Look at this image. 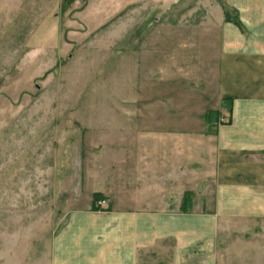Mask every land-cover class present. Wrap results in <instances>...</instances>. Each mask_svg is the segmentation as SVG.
Wrapping results in <instances>:
<instances>
[{"label": "rangeland", "instance_id": "rangeland-1", "mask_svg": "<svg viewBox=\"0 0 264 264\" xmlns=\"http://www.w3.org/2000/svg\"><path fill=\"white\" fill-rule=\"evenodd\" d=\"M226 21L240 24L229 0H0V264H39L91 208L109 176L102 129L136 100L205 107ZM220 243L219 264H264L263 221Z\"/></svg>", "mask_w": 264, "mask_h": 264}, {"label": "crops", "instance_id": "crops-1", "mask_svg": "<svg viewBox=\"0 0 264 264\" xmlns=\"http://www.w3.org/2000/svg\"><path fill=\"white\" fill-rule=\"evenodd\" d=\"M229 4L205 107L141 97L102 129L105 205L71 213L39 264H219L225 232L264 222V0Z\"/></svg>", "mask_w": 264, "mask_h": 264}, {"label": "trees", "instance_id": "trees-1", "mask_svg": "<svg viewBox=\"0 0 264 264\" xmlns=\"http://www.w3.org/2000/svg\"><path fill=\"white\" fill-rule=\"evenodd\" d=\"M104 197L101 194H95L93 197V203H92V210L93 211H100L102 210L101 207L99 206V203L101 201H104Z\"/></svg>", "mask_w": 264, "mask_h": 264}, {"label": "built area", "instance_id": "built-area-1", "mask_svg": "<svg viewBox=\"0 0 264 264\" xmlns=\"http://www.w3.org/2000/svg\"><path fill=\"white\" fill-rule=\"evenodd\" d=\"M103 203H99V205H102Z\"/></svg>", "mask_w": 264, "mask_h": 264}]
</instances>
